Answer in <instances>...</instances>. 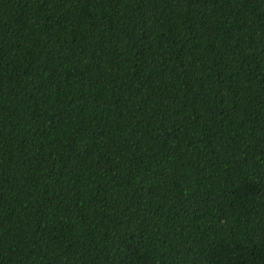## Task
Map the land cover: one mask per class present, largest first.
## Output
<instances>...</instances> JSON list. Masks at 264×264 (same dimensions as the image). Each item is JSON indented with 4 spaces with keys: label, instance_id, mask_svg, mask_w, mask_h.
I'll use <instances>...</instances> for the list:
<instances>
[{
    "label": "trees",
    "instance_id": "16d2710c",
    "mask_svg": "<svg viewBox=\"0 0 264 264\" xmlns=\"http://www.w3.org/2000/svg\"><path fill=\"white\" fill-rule=\"evenodd\" d=\"M0 264H264V0H0Z\"/></svg>",
    "mask_w": 264,
    "mask_h": 264
}]
</instances>
